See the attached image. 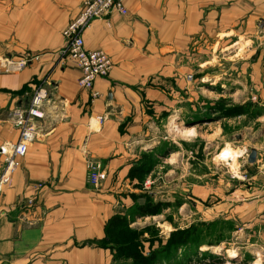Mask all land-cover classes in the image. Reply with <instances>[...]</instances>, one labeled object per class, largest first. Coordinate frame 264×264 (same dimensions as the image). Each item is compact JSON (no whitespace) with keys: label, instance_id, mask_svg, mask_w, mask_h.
<instances>
[{"label":"crops","instance_id":"0c3cea01","mask_svg":"<svg viewBox=\"0 0 264 264\" xmlns=\"http://www.w3.org/2000/svg\"><path fill=\"white\" fill-rule=\"evenodd\" d=\"M83 1L0 0V60L31 59L19 72L5 71L0 61V148L19 139L12 111L25 108L43 84L49 96L38 138L0 195V264H114L113 253L95 243L112 217L133 208L131 195L140 190L128 175L165 140L158 124L194 97L182 54L198 38L256 54L246 65L243 102L255 97L251 102L264 107V0H125V16L112 13L83 34L85 48L103 51L112 63L108 77L94 82L96 98L60 56L62 31ZM256 152L254 169L264 171V150ZM88 161L102 165L97 189L87 184ZM251 179L237 193L251 192V203L243 199L240 207L251 208L254 243L264 248V172Z\"/></svg>","mask_w":264,"mask_h":264},{"label":"rangeland","instance_id":"374dc122","mask_svg":"<svg viewBox=\"0 0 264 264\" xmlns=\"http://www.w3.org/2000/svg\"><path fill=\"white\" fill-rule=\"evenodd\" d=\"M197 41L182 54L196 93L158 124L157 135L165 140L141 158L140 168L148 174L136 186L140 191L130 213L122 217L126 222L110 229L108 236L115 249L129 246L146 259L153 254L146 264H264L251 208L240 207L243 199L251 203V192L246 198L237 193L242 184L252 186L254 173L264 172L247 163L250 150H264V107L253 100L243 102L250 88L246 65L256 54L243 55L242 44L237 54L219 39ZM255 45L256 39L246 48ZM15 57L1 59L5 71L11 72L7 64L19 61ZM51 73L42 72V80ZM232 105L246 106L247 114L225 119L217 111ZM192 128L193 135L183 133ZM156 203L161 204L157 216L134 210ZM114 264L136 263L116 253Z\"/></svg>","mask_w":264,"mask_h":264},{"label":"built area","instance_id":"2783aa9c","mask_svg":"<svg viewBox=\"0 0 264 264\" xmlns=\"http://www.w3.org/2000/svg\"><path fill=\"white\" fill-rule=\"evenodd\" d=\"M112 13L121 16L127 14L125 0H84L82 9L62 31L65 45L60 52L63 60H69L79 71L78 84L82 90L89 91L91 98L98 97L93 85L96 79L108 77L112 63L108 56L100 50H88L84 46L83 34L94 21H102ZM31 59L23 58L14 64H7L8 70L18 72L24 69ZM188 82L192 76L187 77ZM255 100V97H252ZM49 101L48 91L39 87L25 108H15L11 113V123L19 131V139L14 145L0 148V195L11 184L13 174L18 170L20 160L26 155L29 146L38 138L39 123L45 119V108ZM104 117L96 118L100 125ZM86 180L92 189L100 183L102 165L96 161L86 164Z\"/></svg>","mask_w":264,"mask_h":264},{"label":"trees","instance_id":"16d2710c","mask_svg":"<svg viewBox=\"0 0 264 264\" xmlns=\"http://www.w3.org/2000/svg\"><path fill=\"white\" fill-rule=\"evenodd\" d=\"M247 107L244 105H232V106H220L218 108V113L221 114V116L225 119H232V118H236V117H241V116H245L247 114ZM141 161L138 162L137 166L134 167L132 170H130L129 172V179L131 181L136 180L138 183L135 185L138 187L141 182H143L144 178L147 176V170L143 169L142 167L140 168L141 165ZM139 166V167H138ZM138 189V188H137ZM138 196V195H137ZM137 196L135 194H132L131 197L132 199H136ZM161 204L160 203H156V204H149V205H143V206H137L136 208H134L135 212L137 213H141L145 216H157L159 215V210H160ZM124 216L121 215H115L114 217H112L108 223L106 224L105 227V237L102 241L100 242H96L95 245L99 248H103V249H108L113 253V262H116V253H118L119 255L123 256V259H127L130 260L131 263H136V264H146L148 262V260L153 259V254H151L149 256L148 259L143 258L142 256H140L137 252H134L132 249L129 248V246H127L128 248H123V249H115L114 246V242L113 240H111L108 236V233L110 231V229H114L117 225H121L123 223H125L126 221L124 220V218H122Z\"/></svg>","mask_w":264,"mask_h":264},{"label":"water","instance_id":"95a60500","mask_svg":"<svg viewBox=\"0 0 264 264\" xmlns=\"http://www.w3.org/2000/svg\"><path fill=\"white\" fill-rule=\"evenodd\" d=\"M262 27H264V24ZM256 155H257L256 150H254V149L250 150V153L247 156V163L248 164H254L256 161Z\"/></svg>","mask_w":264,"mask_h":264},{"label":"bare ground","instance_id":"6f19581e","mask_svg":"<svg viewBox=\"0 0 264 264\" xmlns=\"http://www.w3.org/2000/svg\"><path fill=\"white\" fill-rule=\"evenodd\" d=\"M194 128H192V129H190V130H186V131H184L183 133L185 134V133H187L189 136L190 135H193L194 134ZM231 257H234V256H231Z\"/></svg>","mask_w":264,"mask_h":264}]
</instances>
